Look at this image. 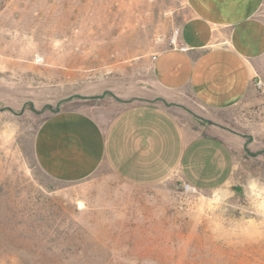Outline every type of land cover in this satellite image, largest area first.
<instances>
[{
  "label": "rangeland",
  "instance_id": "obj_1",
  "mask_svg": "<svg viewBox=\"0 0 264 264\" xmlns=\"http://www.w3.org/2000/svg\"><path fill=\"white\" fill-rule=\"evenodd\" d=\"M182 3L0 0V264H264V226L229 210L264 179V119L242 129L231 179L210 191L127 184L106 167L65 182L35 157L45 117L82 107L117 66L170 40ZM205 196L223 207L202 214Z\"/></svg>",
  "mask_w": 264,
  "mask_h": 264
},
{
  "label": "crops",
  "instance_id": "obj_2",
  "mask_svg": "<svg viewBox=\"0 0 264 264\" xmlns=\"http://www.w3.org/2000/svg\"><path fill=\"white\" fill-rule=\"evenodd\" d=\"M182 2L176 43L117 66L102 94L41 122L34 152L49 176L76 182L106 167L137 186L229 182L242 129L263 127L264 0Z\"/></svg>",
  "mask_w": 264,
  "mask_h": 264
},
{
  "label": "clouds",
  "instance_id": "obj_3",
  "mask_svg": "<svg viewBox=\"0 0 264 264\" xmlns=\"http://www.w3.org/2000/svg\"><path fill=\"white\" fill-rule=\"evenodd\" d=\"M245 204L235 206L234 210L240 213L238 219H243L247 224L255 227L264 226V179L257 176H252L247 184V192L245 193ZM211 200V205L207 206V202ZM204 203L207 206L204 213L216 212L223 207V200L219 196L208 197L205 196ZM199 204V201H197ZM199 212V208H197ZM259 221V223H257Z\"/></svg>",
  "mask_w": 264,
  "mask_h": 264
},
{
  "label": "built area",
  "instance_id": "obj_4",
  "mask_svg": "<svg viewBox=\"0 0 264 264\" xmlns=\"http://www.w3.org/2000/svg\"><path fill=\"white\" fill-rule=\"evenodd\" d=\"M176 35H177V31L175 32L173 38L171 39L172 43H176ZM153 57H155V55H153ZM257 84L259 87H261V86H263L264 82H263V80L259 79V80H257ZM183 188L186 191H195L196 190V188L188 182L183 183Z\"/></svg>",
  "mask_w": 264,
  "mask_h": 264
}]
</instances>
